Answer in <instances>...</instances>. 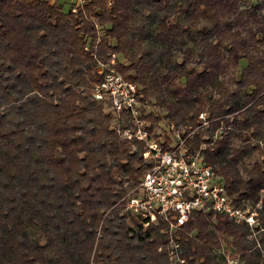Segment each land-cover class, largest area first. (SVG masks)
Segmentation results:
<instances>
[{
	"label": "trees",
	"instance_id": "1",
	"mask_svg": "<svg viewBox=\"0 0 264 264\" xmlns=\"http://www.w3.org/2000/svg\"><path fill=\"white\" fill-rule=\"evenodd\" d=\"M114 54L152 106L150 130L167 119L193 132L233 202L260 204L253 239L247 224L196 212L179 233L184 256L219 264L225 244L264 264V0H85L69 11L0 0V264H171L163 226L127 210L151 166L144 144L122 139L92 96Z\"/></svg>",
	"mask_w": 264,
	"mask_h": 264
},
{
	"label": "built area",
	"instance_id": "2",
	"mask_svg": "<svg viewBox=\"0 0 264 264\" xmlns=\"http://www.w3.org/2000/svg\"><path fill=\"white\" fill-rule=\"evenodd\" d=\"M115 65V54L109 64L100 65L103 79L94 84L92 96L109 103L118 117L114 128L122 139L144 144V158L151 166L140 183L128 190L127 210L141 219L145 227L163 226L162 232L167 237L164 248L170 263L197 264L184 256L179 240L183 226L196 212H212L228 217L234 224H247L250 238H256L260 204L237 206L233 202L224 178L205 161L201 150H192L189 140L193 132L185 135L168 120L166 129L159 124L150 130L145 118L150 105L141 99L140 86L127 80ZM200 117L205 119L204 114ZM217 254L219 264H244L224 244Z\"/></svg>",
	"mask_w": 264,
	"mask_h": 264
},
{
	"label": "rangeland",
	"instance_id": "3",
	"mask_svg": "<svg viewBox=\"0 0 264 264\" xmlns=\"http://www.w3.org/2000/svg\"><path fill=\"white\" fill-rule=\"evenodd\" d=\"M50 1L51 2H55L56 1V2H59V3L63 4V6H64V8H65L66 11H69L71 9V7H72L73 4L79 2V0H50ZM151 107L152 106H150V109H151ZM152 109L155 110L154 107ZM165 122H167V119H164L163 122L161 123L162 128H164V129L167 128ZM224 246H225V244H224Z\"/></svg>",
	"mask_w": 264,
	"mask_h": 264
}]
</instances>
